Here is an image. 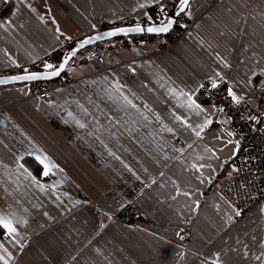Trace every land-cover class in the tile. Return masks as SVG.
Returning <instances> with one entry per match:
<instances>
[{"label":"crops","instance_id":"crops-1","mask_svg":"<svg viewBox=\"0 0 264 264\" xmlns=\"http://www.w3.org/2000/svg\"><path fill=\"white\" fill-rule=\"evenodd\" d=\"M159 1L0 0V72L52 70L28 71L103 31L97 16ZM180 20L172 42L101 41L125 44L66 68L45 102L35 82L0 86V216L16 228L0 226V264H264L263 206L237 215L217 188L243 141L199 89L231 87L264 117V0H190Z\"/></svg>","mask_w":264,"mask_h":264},{"label":"built area","instance_id":"built-area-1","mask_svg":"<svg viewBox=\"0 0 264 264\" xmlns=\"http://www.w3.org/2000/svg\"><path fill=\"white\" fill-rule=\"evenodd\" d=\"M177 1L160 0L148 10L150 18L139 17L136 13H132L123 19L114 21H104L101 16H97L96 21L102 23L103 30L127 25H148L159 21L160 16L166 15ZM161 8L164 9L163 12L160 11ZM178 25L183 27L184 22L180 20ZM141 40L142 38H135L132 42L137 44ZM124 44L123 39H117L109 45H102L101 42L90 44L81 50L83 52L81 56L70 59L64 70L77 67L99 57L102 53H110L121 48ZM167 49L168 47L165 45H159L152 54ZM46 64L56 66L53 58L41 59L29 66L28 71L41 68ZM7 75V71L0 72V76ZM67 82L68 77L63 71L58 78L52 81L35 82V94L41 101L45 102L48 99V92L52 88V84L63 85ZM199 85L200 92L210 101L216 113L229 119L232 136L243 141L234 160L232 170L217 180V188L220 194L240 215L246 213L256 204H261L264 209V117L256 115L255 108L247 99H240L239 104H237L207 82H200ZM116 218L128 226H134L140 222V218L131 204H125L117 213Z\"/></svg>","mask_w":264,"mask_h":264},{"label":"water","instance_id":"water-1","mask_svg":"<svg viewBox=\"0 0 264 264\" xmlns=\"http://www.w3.org/2000/svg\"><path fill=\"white\" fill-rule=\"evenodd\" d=\"M179 5H180V0H178L177 3L174 5V7L171 8L168 11V13L166 14V18H165L164 23H167V20L169 18L174 20V23L171 26V28L169 29V31L174 26L176 19L182 13L181 12L180 15H178V16L176 15L177 11L179 10ZM160 24L161 23L148 24V25H127V26L116 27V28H112V29H108V30L98 31V32H96L94 34H91L89 36H85L83 38H79V39L71 42L67 46V48L64 50V52L61 55L59 63L56 65V67L54 69L45 70V71H37V72H23V73L11 74V75H7V76H0V86L10 85V84H17V83H21V82H37V81H42V80H45V81L52 80L54 78H57L64 71V70L61 71L59 75H52V73L56 70V68L59 67V65L61 63H63L65 57L69 56L73 51H75V54H77L79 51H81L82 49H84L88 45L93 44V43H97V42H101V41H104V40H107V39L128 37V36L162 35L164 33L169 32V31H167V32H162V33H157V32L149 33V32L146 31L147 27H149V26H159ZM136 27H143L145 29V31H143V32L126 31V33L125 32H117L116 35H113V36H107L106 35L108 32H113V31H116L117 29L129 30V29H135ZM98 36L101 37V38L100 39H93V41L91 43L85 44L84 47H82V48L80 47V43L83 42L84 40H86L88 38H95V37H98ZM72 58H73V56L71 57V59ZM69 60H68V62H69ZM65 66H64V68H65ZM33 73L38 74L39 78L31 79V80L30 79H22V77L28 76V75L33 74ZM263 115H264V110H263Z\"/></svg>","mask_w":264,"mask_h":264},{"label":"snow or ice","instance_id":"snow-or-ice-1","mask_svg":"<svg viewBox=\"0 0 264 264\" xmlns=\"http://www.w3.org/2000/svg\"><path fill=\"white\" fill-rule=\"evenodd\" d=\"M141 7H144V5H141ZM189 7V0H180V5H179V10L177 11L176 15H180L181 12H184L187 8ZM161 12L164 11L163 8H161L160 10ZM174 23V20L169 18L167 20V23H164L163 21H161V24L159 26H149L147 27L146 31L149 32V33H153V32H157V33H162V32H167L169 31V29L171 28V26L173 25ZM57 31H59V29H57ZM126 31H136V32H143L145 31V29L143 27H136L135 29H129V30H125V29H117L116 31H113V32H108L106 35L107 36H113V35H116L117 32H125ZM101 37H95V38H88L86 40H84L83 42L80 43V47H84L85 44H88V43H91L93 41V39H100ZM75 55V51H73L69 56H66L63 63H61L59 65V67L56 68V70L52 73V75H59L61 71L64 70V66L67 64L68 60L71 59L72 56ZM46 68L48 69H52L53 68V65L52 64H46L45 65ZM39 78L38 77V74L36 73H33V74H30L28 76H25V77H22V79H37ZM218 85L216 84L215 81H213L212 83V87L213 88H216ZM228 95L232 97V100L234 102H236L237 104H239L240 100L238 99V97L236 96V94L234 93L233 89L231 87L228 88ZM129 103H131L129 101ZM193 104H195V101H193ZM196 107H199V105H196ZM255 119V118H253ZM210 122V121H209ZM231 135V133H230ZM37 159L39 160V157H37ZM41 163H43V161H40ZM44 168H45V171H44V175H48V171H47V168L48 166L47 165H44ZM240 213L237 212V215H239ZM0 226H2L4 229L7 230V233L9 235H12L13 233L16 232V228L13 226V223L11 220H9L8 218L6 217H2L0 216ZM2 259V258H0ZM5 264H7V262H5Z\"/></svg>","mask_w":264,"mask_h":264},{"label":"trees","instance_id":"trees-1","mask_svg":"<svg viewBox=\"0 0 264 264\" xmlns=\"http://www.w3.org/2000/svg\"><path fill=\"white\" fill-rule=\"evenodd\" d=\"M184 12L181 13V15L178 17V19L183 16ZM163 17H164V14H163V16L161 15V19ZM161 19H159V20L161 21ZM182 30H183V28L181 26H179L176 22L169 32L162 34V37H165L168 42H172L181 33ZM132 38H144V36H132ZM62 53L63 52H60L59 54H55L53 56V59L55 61L54 65H57L59 63ZM23 163L31 170V172L35 175V177H39L41 169L37 163H35L30 158H24ZM1 232H2V228L0 227V234H1Z\"/></svg>","mask_w":264,"mask_h":264},{"label":"rangeland","instance_id":"rangeland-1","mask_svg":"<svg viewBox=\"0 0 264 264\" xmlns=\"http://www.w3.org/2000/svg\"><path fill=\"white\" fill-rule=\"evenodd\" d=\"M165 18H166V16L163 17V20H162L163 22L165 21ZM146 37L149 38V39H151V40H152V39H158V40L160 39V36H157V35H150V36H146ZM112 40H113V39H109V40H105V41H102V42L104 43V42H106V41H112ZM82 54H83V52L80 51V52L77 54V56H81ZM65 71H66V70H65Z\"/></svg>","mask_w":264,"mask_h":264}]
</instances>
